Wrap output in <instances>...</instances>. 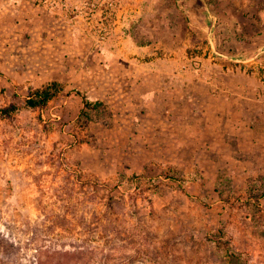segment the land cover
I'll return each mask as SVG.
<instances>
[{
  "label": "rangeland",
  "instance_id": "obj_1",
  "mask_svg": "<svg viewBox=\"0 0 264 264\" xmlns=\"http://www.w3.org/2000/svg\"><path fill=\"white\" fill-rule=\"evenodd\" d=\"M221 223L264 264V0H0V264H230Z\"/></svg>",
  "mask_w": 264,
  "mask_h": 264
},
{
  "label": "trees",
  "instance_id": "obj_2",
  "mask_svg": "<svg viewBox=\"0 0 264 264\" xmlns=\"http://www.w3.org/2000/svg\"><path fill=\"white\" fill-rule=\"evenodd\" d=\"M62 92L63 85L57 81L52 82L45 88H38L33 90L29 98L25 101L24 106L29 109H45L46 107H48L50 102L55 100ZM85 105L90 108L94 107L96 109H99L103 104L102 102L92 104L90 101L86 100ZM20 109L21 106L14 104L13 106L5 110L4 115H13ZM87 115H89L88 110H84L82 113V118H80V120H84ZM213 239L216 242L217 246L225 251L230 264H251L250 259L246 253L238 251L233 247L232 241L228 236L226 225L224 223H221V225L213 232Z\"/></svg>",
  "mask_w": 264,
  "mask_h": 264
}]
</instances>
